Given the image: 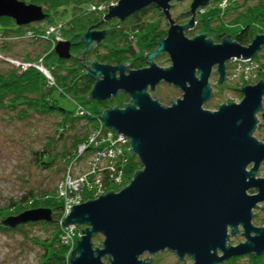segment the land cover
Masks as SVG:
<instances>
[{"label": "water", "instance_id": "water-1", "mask_svg": "<svg viewBox=\"0 0 264 264\" xmlns=\"http://www.w3.org/2000/svg\"><path fill=\"white\" fill-rule=\"evenodd\" d=\"M183 1L119 0L108 7L104 20L123 22L156 6L170 28L157 49L145 55L148 68L132 70L129 62L112 66L99 61L86 68L96 79L87 101L110 100L120 92L131 97L124 109L105 110L100 118L116 136L130 139V154L143 168L119 192L110 191L71 208L63 224L84 229L70 264H153L156 256L166 252L184 264H188L186 258L193 264H225L237 257L264 255V227L253 222L255 210L264 203V178L258 177L264 142L255 137L264 125V81L241 86L240 104H223L217 111L204 109L214 97L213 69L219 75L217 86L224 85L227 64L255 58L264 46V34L256 35L249 46L240 45L231 35L221 44L207 33L189 39L186 33L194 29L198 11L214 0H191V11L176 19L193 17L179 25L171 15L172 3ZM48 16L40 6L0 0V18H11L18 26L43 22ZM107 34L108 30L84 34L83 65ZM71 48V42L60 43L56 54L69 60ZM163 54L172 64L168 68L156 63ZM161 84L174 86L182 98L170 97V106L161 104L158 97L154 100L149 88L155 92ZM253 190L256 193L250 194ZM38 222L57 221L48 208L0 220L12 229ZM240 235L246 241L233 246L232 237ZM96 237L103 238L100 246L94 243Z\"/></svg>", "mask_w": 264, "mask_h": 264}, {"label": "rangeland", "instance_id": "rangeland-1", "mask_svg": "<svg viewBox=\"0 0 264 264\" xmlns=\"http://www.w3.org/2000/svg\"><path fill=\"white\" fill-rule=\"evenodd\" d=\"M262 1L264 0H214L209 6L205 7L206 14L204 15V18H208L212 14H224L230 10L228 15L229 20H237L234 23L228 24L226 27L227 35H231L232 38H235L239 32L249 25L253 26V28L257 31H264V7L253 8L252 11L250 10L251 7L260 5ZM106 2H109V0ZM223 2L224 6L221 7ZM191 3V0L172 3V5L175 6L171 10V15L176 24H184L185 22L188 23L192 19L193 16L190 14L180 17L179 20L176 19L181 13H188L191 11ZM27 4L40 6L43 8L44 13L49 15L45 21L31 24L32 26H36L37 28L41 29V37H47L48 40H44V42H38L30 40L31 38H17L18 40L11 39V45L8 46V49L11 52H3L0 49V75H6L9 74V72H15L16 76H21L28 70L34 69L40 72L45 77V79L49 80L47 76V71H49L47 59H49L52 53L56 54V48L60 43L72 42L66 41L64 34L66 32L65 29L67 28L66 26L62 27L61 25L63 24L62 22L69 21L71 15L68 14L62 18L61 15H53L52 18H50V12L45 5H38L35 3ZM98 4L102 5L103 2L96 0L95 4H92L95 10L96 8L94 5ZM116 4L117 2H114L110 3L109 5L114 6ZM227 6L228 8L225 9ZM102 12L103 13H101V17L107 16L108 7L104 6ZM203 14V11L197 14V23H199V19L203 17ZM144 20L146 22L149 21V23H153L151 28L143 34L142 38H144V40L137 42L139 54H144L146 47L157 42L158 38H155L153 33L160 25V22L161 31H166L168 26L166 17H164L161 13L156 14L155 12H150ZM216 26H218V24L213 23V27ZM202 33H205L203 28H195L193 31H188L186 36L189 39H194ZM165 36L166 35H164L163 38H165ZM62 39H64V41ZM153 39L154 42H151ZM130 41H132V38ZM1 46L3 45H0V48ZM156 49L157 48L151 49L149 51H155ZM74 51L77 52L76 49L72 50L71 48V53H74ZM85 51L86 49L82 50V53ZM110 53L111 52H109L107 48L100 46L99 49L92 51L86 57V63H90L93 61V59H95V57L104 55L106 56ZM110 55L118 57L116 63L113 62V58H107L109 59L107 61H111L109 65L112 66H119L121 63L124 64V62L127 61L126 59L130 58V56L127 54L119 55L112 53ZM81 56H78V58ZM50 59L54 61V58ZM122 59L125 61H121ZM253 60L256 63L258 62L259 64L264 65V46L262 47L261 51H259L257 56L253 58ZM156 63L161 68H168L172 65L171 62H168L167 58L165 57L157 59ZM141 66L142 65L139 63L137 64L136 68ZM229 70H231V68ZM252 80L253 81H249L247 83L240 81L231 83L228 82L225 83L220 88V90L213 86L217 95L212 98L208 105L204 106V109L217 111L219 106L223 104L231 102L240 104L243 100V95L236 91L237 87L256 85L261 80L264 81V76L258 75V77H255ZM211 84L217 86L218 76L211 78ZM50 87L55 89L53 98L58 101L62 108L68 110L71 113L77 112L78 105L82 106L94 116L99 114L102 115V113L105 111V107L96 101H87V99L84 97H76L72 94H68L64 91H61L60 87L56 84H53V86L50 85ZM155 94V96H158L161 104L164 106L171 105L170 97H172L174 101H176L178 98H182V92L180 90H176L175 88L170 89V87L166 84L160 86ZM118 101V105H123L128 102L123 96ZM130 103L131 101L126 105ZM258 118L263 122L261 114L258 115ZM62 120V117L56 114L33 111L28 113L26 116H23L17 112H11L8 110L0 111V209L3 210L10 208L14 204L20 205V202L24 199H30L32 193L41 194L43 191H46L51 194L56 190L61 178L63 177L64 169L61 168V171L57 172L56 163L54 167L49 169L42 167L40 165V155H36V153H45L47 151L56 155L62 154L65 151L74 152V138L79 135L83 136L91 129L90 123L82 120L81 122H77L75 129L65 132L64 136L61 137L59 135V130L61 129L60 123H62ZM255 137H257L261 142H264V132H259V130H256ZM128 156H131L130 152H128ZM258 177L264 178V163L260 169ZM124 182L125 183L123 185L114 184L112 186L113 190H108L107 192H119L131 181L125 177ZM255 193L256 190L250 191V194ZM261 207L262 208L255 210L253 222L257 227H264V203L261 204ZM19 214L20 213L12 214L2 218L1 220L3 221L8 217H15ZM20 227V230L12 231H4L0 229V264H41L44 250L41 246L36 245L35 243L47 240L54 231L52 229H48L49 231L46 230L42 224L34 225L33 223H28ZM96 238H99L102 243V237ZM245 241L246 240L242 235H240L239 238L237 236L232 237L233 246H238L240 243H244ZM96 242L97 239H94L96 246L101 245V243L97 245ZM220 256H222V254H220ZM158 258L160 260L158 264H184V262H180L174 254L169 252L162 253ZM185 262L188 264H193V261L190 258H186ZM228 263L230 262H226L225 264ZM238 264L250 263L249 260L245 258L241 259Z\"/></svg>", "mask_w": 264, "mask_h": 264}, {"label": "trees", "instance_id": "trees-1", "mask_svg": "<svg viewBox=\"0 0 264 264\" xmlns=\"http://www.w3.org/2000/svg\"><path fill=\"white\" fill-rule=\"evenodd\" d=\"M20 1H24L29 4L35 3L38 5H45L50 12V18H52L53 15H61V18L68 14L71 15L69 21H65V23L61 20V22L63 23L62 25L66 26L67 28L65 29L66 32L64 34L66 41L80 42L73 45L77 52L74 51L73 57L68 61L62 60L58 58L57 54L52 53L49 59H47V64L51 65H48L49 72L53 76L55 84L60 87L61 91L72 94L76 97L87 98V96L90 95L93 88L95 87V82L85 71L86 68L80 61L81 57L78 58V56L82 55V50L86 49L85 45L81 42V38L89 30V28L93 26V24L98 23L99 20L95 19L94 17L97 15H99V17L102 16L101 13L103 12L99 11V9L104 8V6L109 7L110 3H118L119 0H109V2H106L108 0H98L99 2H103V4L94 5L96 10L92 6V4H95L96 0ZM259 7H264V1H262L261 4L256 7H251L250 10L252 11L253 8ZM227 8L228 6L225 9ZM201 11H203L204 14L203 17L199 19V28H203L204 32H207L210 37H213L218 41H221L227 35L226 27L228 24L237 21L229 20L228 15L230 10L224 14H212L208 18H204V15L206 14V8L200 9L198 14ZM150 12L160 14L161 10L156 6H150L143 11L136 13V15L132 16L127 22L123 24L111 25L110 33L102 45L107 48L109 52H111L110 54H127L130 56L129 59H126L127 61L124 59L121 61H125L124 64L129 62L134 69L139 63L142 66L146 65L147 62L144 58V55L154 52L153 50H149L157 48L158 41L163 38L164 35H166V31L160 30V22V25L153 33L155 35L154 37L158 38L157 42L146 47L144 54L138 53L139 50L137 49V42L144 40V38H142L143 34L151 28L153 23H149V21L146 22L144 20ZM213 23L218 24V26L213 27ZM121 25L122 27H120ZM0 26V36H2L4 40L8 39V41L6 40L4 42H0V45H3L0 48L3 52H11L8 49V46L11 45V39H16L20 35H27L28 32H33L34 34V37L30 40L44 42L41 37L42 30L36 26H18L13 19L8 17L0 18ZM260 33H264V31H257L253 28V26L249 25L239 32L236 37L233 38V40L237 41L242 46H249L252 43L254 37ZM131 38L132 41H130ZM151 42H154V39ZM110 54H107L106 56L104 55L95 57L93 61L105 63L107 60H109L107 58H113V62L116 63L118 57L111 56ZM50 58H54V61H52ZM107 63L110 64L111 61H107L106 64ZM54 91L55 89L50 87V82L45 79V77L40 72L34 69L28 70L21 76H16L15 72H9V74L6 75H0V111L8 110L11 112H17L23 116H26L28 113L33 111L59 115L63 119L62 123H60L61 129L59 130V135L61 137L64 136L65 132L75 129V126L79 121L81 122L82 120H85L87 123H90L91 126L89 132L85 133L83 136L79 135L74 138V152L65 151L62 154L56 155L47 151L45 153L43 152L44 154L41 152L36 153V155H40V165L42 167L49 169L54 167L56 163L57 172H60L61 168L64 169L63 177L61 178L55 190L56 192L54 191L51 194L46 191H43L41 194L32 193L31 198L24 199L20 202V205L14 204L10 208L3 210L0 209V220L12 214H21L25 211L39 208L51 209L53 212V218L57 222L62 216L63 204L58 198V187L65 177L68 167L75 162L76 153L79 146L89 139L92 132L96 129L98 118H100L101 115L99 114L94 116L86 110L88 115L83 118L79 117L77 112H69L68 110L62 108L58 101L53 98ZM236 91L241 94L240 87H237ZM258 130L259 132H264V125H260ZM94 150L95 148L93 147L89 149L85 155L75 163L74 170L76 173H78V170H81L79 168H85L87 166L88 159L90 156H92ZM142 168L143 166L137 157L128 156V161L125 165V175L127 179L131 181L135 172ZM57 222L53 224L47 222L33 223L34 225L42 224L46 230L52 229L54 231L47 240L35 243L36 245L41 246L44 250L41 264H69V250L61 243ZM0 229L4 231H12L20 230L21 227L12 229L0 224ZM95 239H97V245L101 243L99 238ZM245 258L249 260L250 264H264V255L237 257L234 258L233 261L231 260L228 264H238L241 259ZM105 261L108 262L107 259ZM159 261L160 260L157 259V264Z\"/></svg>", "mask_w": 264, "mask_h": 264}, {"label": "built area", "instance_id": "built-area-1", "mask_svg": "<svg viewBox=\"0 0 264 264\" xmlns=\"http://www.w3.org/2000/svg\"><path fill=\"white\" fill-rule=\"evenodd\" d=\"M223 6L224 2L221 7ZM103 9L100 8L99 11H103ZM33 37V32H28L27 35H20L17 38L27 39ZM17 38L14 40H18ZM42 39L48 40L44 36H42ZM6 40L8 41V39L4 40L0 36V42ZM62 40L64 41V39ZM230 68L229 83L238 81L247 83L253 81L252 79L258 77V75L264 76L263 64L256 63L253 59H234L229 62ZM47 74L48 81L53 86L55 84L54 78L49 71H47ZM77 114L83 117L88 115L87 111L80 105H78ZM92 147L95 150L92 156L89 157L87 166L80 168L81 170L76 173L74 170L75 163ZM130 149V139L122 135L116 136L112 130L106 127L101 118H98L96 129L89 139L79 146L75 162L68 167L65 177L58 187V198L63 204V212L57 225L61 243L69 250V264V257L77 247L78 240L83 236L82 229L84 228L81 227V229L77 225L68 226L63 224L65 218L71 213L73 206L97 199L100 195L106 194L108 190H113L112 186L114 184L123 185L125 183V165L128 161Z\"/></svg>", "mask_w": 264, "mask_h": 264}, {"label": "flooded vegetation", "instance_id": "flooded-vegetation-1", "mask_svg": "<svg viewBox=\"0 0 264 264\" xmlns=\"http://www.w3.org/2000/svg\"><path fill=\"white\" fill-rule=\"evenodd\" d=\"M139 13V12H138ZM161 14H162V12H160ZM134 15H136V14H134ZM133 15V16H134ZM101 17V16H100ZM99 17V15H97V16H95L94 18L95 19H98L99 21H98V23H100V22H102L101 24H99L97 27H95V28H92V29H90L91 31H94V30H97V31H103V30H108V34H107V36L109 35V33H110V29H111V25H117V24H123V23H125V22H127L129 19H127L126 21H120V20H112L111 22H107V21H105L104 20V18L106 17V16H104V17H101L100 18ZM100 18V19H99ZM197 19V18H196ZM168 21V20H167ZM197 20H195V27H194V29L195 28H199V23H197L196 22ZM98 23H95V24H93V26H95V25H97ZM185 24H187V22H185L184 24H179V25H185ZM197 25V26H196ZM120 27H122V25L120 26ZM169 28H170V25H169V22H168V26H167V28H166V31L168 32V30H169ZM194 29H192V31L194 30ZM90 30H88V31H90ZM87 31V32H88ZM191 31V30H190ZM167 32H166V36H165V38L167 37ZM206 33V32H205ZM208 34V33H207ZM208 37L209 38H212V37H210L209 35H208ZM107 38V37H106ZM105 38V39H106ZM213 40H214V42L216 43V44H221L220 42H222V40L221 41H218V40H216V39H214L213 38ZM105 41V40H104ZM104 41L102 42V44L101 45H99V46H97V44L96 43H94L96 46H97V48L95 49V50H97V49H99V47L101 46L102 47V45H103V43H104ZM82 42V41H81ZM78 43H80V42H72L71 44H72V50L73 49H75L74 47H73V45H75V44H78ZM83 43V42H82ZM84 44V43H83ZM85 45V44H84ZM86 46V45H85ZM95 50H93V51H95ZM73 55H74V53L72 52V57H73ZM88 56V55H87ZM167 58V60H168V62H170V59H169V56L167 55V54H163L161 57H159L158 59H160V58ZM144 58H145V56H144ZM65 60V59H64ZM69 60H71V59H69ZM80 60H83L82 59V56H81V58H80ZM145 60H146V62H147V59L145 58ZM66 61H68V60H66ZM93 61H91L90 63H86V59H85V63H84V66H86L85 68H87L88 66H90L91 65V63H92ZM101 63V62H100ZM101 64H104V63H101ZM106 64V63H105ZM130 67H131V69L132 70H138V69H144V68H148L149 67V65H148V63H146V65L145 66H141V67H139V68H133L132 67V65L130 64ZM85 71L87 72V70L85 69ZM217 68H214L213 69V72H212V76H211V78H213V77H215V76H218V81H219V75L217 74ZM228 75H229V63L227 64V74H226V82L225 83H228ZM90 77V76H89ZM92 80H94V82H95V84H96V79H94V78H92V77H90ZM210 83H211V79H210ZM162 85H164V84H162ZM162 85H160V86H162ZM167 85V84H166ZM160 86H158L157 88H156V91L158 90V88L160 87ZM169 86V85H168ZM223 86V85H222ZM222 86H215L218 90H220V88L222 87ZM170 87V86H169ZM171 88H175L174 86H171L170 87V89ZM215 88V89H216ZM176 89V88H175ZM214 89V88H213ZM176 90H178V89H176ZM156 91L155 92H153V91H151V88H149V93H150V95L152 96V98L155 100V99H157V97L158 96H155L156 94ZM217 94H216V91H214V96H216ZM124 97L128 102H126L125 104H127V103H129L130 101H131V97L129 96V95H126V94H124V93H119L117 96H115V97H113L112 99H110V100H106V101H99V100H96V102H98L99 104H101V105H103L104 107H105V110H108V109H112V108H114V107H117L118 106V108H124V104L122 105H118V100L121 98V97ZM158 100H159V98H158ZM160 101V100H159ZM210 103V102H209ZM209 103H207L206 105H208ZM171 104V103H170ZM262 125V124H261ZM161 255V254H160ZM160 255H158V256H156L155 258H154V263L153 264H157V259H159L158 257L160 256Z\"/></svg>", "mask_w": 264, "mask_h": 264}]
</instances>
